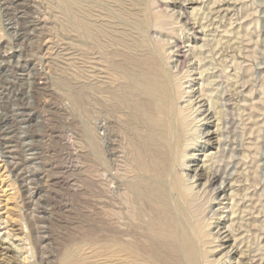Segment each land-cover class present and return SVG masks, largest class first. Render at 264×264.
Segmentation results:
<instances>
[{
	"label": "rangeland",
	"instance_id": "rangeland-1",
	"mask_svg": "<svg viewBox=\"0 0 264 264\" xmlns=\"http://www.w3.org/2000/svg\"><path fill=\"white\" fill-rule=\"evenodd\" d=\"M153 49L191 107L175 173L192 181L193 202L169 188L156 140L116 114L107 125L105 98L96 106L116 77L161 81ZM165 202H186L189 223L211 233L213 264H264V0H0V264H113L114 242L131 234L150 264H180L172 235L189 223Z\"/></svg>",
	"mask_w": 264,
	"mask_h": 264
},
{
	"label": "bare ground",
	"instance_id": "bare-ground-1",
	"mask_svg": "<svg viewBox=\"0 0 264 264\" xmlns=\"http://www.w3.org/2000/svg\"><path fill=\"white\" fill-rule=\"evenodd\" d=\"M116 1H119V0H116ZM83 2V1H82ZM82 5V4H81ZM86 6V5H85ZM83 9V8H82ZM127 9V8H126ZM86 10V9H85ZM87 11V10H86ZM119 11V10H118ZM124 11H125V9H124ZM129 11V10H128ZM167 11H169V10H167ZM82 12V11H81ZM80 12V13H81ZM90 13V12H89ZM130 13V12H129ZM82 14H83V12H82ZM86 14H88L87 12H86ZM98 14V13H97ZM91 16H92V14H91ZM97 16V15H96ZM85 17H87L86 15H85ZM80 18V17H79ZM82 18V17H81ZM80 18V19H81ZM162 20H164L165 21V19L164 18H162ZM157 21H158V19H157ZM156 21V22H157ZM82 22H84V21H82ZM88 22H89V20H88ZM87 22V23H88ZM80 23V22H79ZM155 23V22H154ZM159 23V22H158ZM83 24V23H82ZM80 25H81V23H80ZM154 25H156V24H154ZM84 26H85V24H84ZM87 26V25H86ZM226 26V25H225ZM82 27H83V25H82ZM163 27V26H162ZM86 27H84V29H85ZM88 26H87V30H88ZM187 28V27H186ZM85 29V30H86ZM89 30H90V28H89ZM94 30V29H93ZM97 30V29H96ZM95 31V30H94ZM83 32V31H82ZM85 32V31H84ZM83 32V33H84ZM87 32V31H86ZM85 32V33H86ZM98 33H99V31H98ZM95 34V33H94ZM105 34V33H104ZM103 34V35H104ZM108 33H106V35H107ZM96 35V34H95ZM100 36H101V34H100ZM105 36V35H104ZM141 36V35H140ZM98 37V36H97ZM108 37H109V35H108ZM128 37V36H127ZM133 37V36H132ZM111 38V37H110ZM120 38H122V37H120ZM232 38V37H231ZM99 39V38H98ZM230 39V38H229ZM229 39H228V41H229ZM112 41H113V39H111ZM117 40V39H116ZM125 40V39H124ZM128 40V39H127ZM210 40V39H209ZM231 40V39H230ZM108 42V41H107ZM110 42V41H109ZM114 42V41H113ZM121 42H123V41H121ZM130 42H132V41H130ZM130 42H127V46H128V43H130ZM111 43V42H110ZM112 44V43H111ZM120 44V43H119ZM140 44H142V43H140ZM144 44V43H143ZM213 44V43H212ZM106 45H108V44H106ZM120 45H122V44H120ZM137 45V44H136ZM139 45V44H138ZM137 45V46H138ZM123 46V45H122ZM134 46L135 45H133V49H134ZM211 46V45H210ZM125 48H127V47H125ZM135 49H137V48H135ZM220 49V48H219ZM124 50V49H123ZM151 50H152V48H151ZM154 50V49H153ZM217 50V49H216ZM200 51V50H199ZM219 51V50H218ZM123 52H125V51H123ZM132 52V51H131ZM134 52V51H133ZM203 52H204V49H203ZM126 53V52H125ZM217 53V52H216ZM133 54V53H132ZM151 54H153V56L155 57L154 59L152 58V60H151V58H150V62H151V64L152 65H154L155 67H156V69L158 68V74H159V72H160V70H161V72L160 73H162L163 72V74L164 75H161V77L163 78L161 81L160 80H157V81H152L153 83H149V82H147V81H138L137 79H135V80H137V81H121L120 79V81H117V77H116V81H110V83H109V85L107 86V88H103V87H100L99 86V88H98V93H99V95L98 94H96L97 96H98V98H97V96H96V98H97V100H96V106H98L97 108L98 109H102V108H100L101 106H103V105H105V104H103L102 105V99L103 98H105L106 99V101L108 102V104H107V110H106V112H107V120H106V124L107 125H109V126H113L114 125V127L113 128H115V123H116V119H114L115 118V116H114V114H116V116L118 117L117 118V120H118V122L117 123H119V120H121V119H119V117H121V118H123V117H125L126 119L125 120H128L129 119V123H131V122H133L134 123V121H135V123L136 124H138L139 125V131L140 130H142V131H144L145 132V136H146V140H149V139H154V140H156L157 141V143H158V145L161 147V150H162V155H163V157H164V159H167V161H166V163H165V161H164V163H161L160 164V167H159V171H162V172H167V176H168V184H169V188L173 191H175V192H177L178 194H177V196H179V197H181L182 195H184V197L185 196H187L189 199H190V202H193L195 199H196V196H197V194L196 193H198L196 190H194L193 189V183H192V181L190 180V178H186V182H183L181 179H179L180 177H182V176H179V178L177 177V175H176V173H175V170H177L176 169V167H177V165L178 164H180V163H182V162H180L179 163V161L181 160V158H183V157H186V153L187 152H185V150H187L186 148L189 146V144H190V134H192V133H195L194 131L191 133V118H190V113H189V111L188 110H191L190 108V105L187 103V104H184V105H181V103H179V97H180V95L183 93L184 94V91H183V89H182V83H181V81H174L173 79V74L169 71V69H168V66L167 65H165V63L161 60V58H160V56L159 55H157V51L156 50H154V51H152V53ZM178 54V53H177ZM222 54V53H221ZM135 55V54H134ZM150 57V56H149ZM209 57V56H208ZM146 63H148V62H146ZM205 63V62H204ZM112 66V65H111ZM114 66V65H113ZM150 66V65H149ZM112 68V67H111ZM115 68V67H114ZM114 68H112V70H114ZM140 68H142V67H140ZM110 69V68H109ZM109 69L107 70L108 72H109ZM128 69V68H127ZM238 69V68H237ZM99 70V69H98ZM97 70V71H98ZM101 70V69H100ZM102 70H103V68H102ZM112 70H110V71H112ZM115 70H116V68H115ZM154 70V69H153ZM153 70H152V72H153ZM107 71H104L105 73L107 72ZM150 71V70H149ZM101 73L103 72V71H100ZM117 72V71H116ZM110 74H111V72H109ZM108 73V74H109ZM143 72H141V74H142ZM144 73H146L145 71H144ZM236 73H237V71H236ZM98 74H100V73H98ZM103 74V73H102ZM155 74V73H154ZM105 75V74H104ZM144 75V74H143ZM124 76H125V74H124ZM129 76H132V75H129ZM145 76H146V74H145ZM145 76H144V78H145ZM147 76H148V74H147ZM150 76V75H149ZM156 76H158V75H156ZM159 76H160V74H159ZM158 76V77H159ZM213 76V75H212ZM106 77H108V75H106ZM115 77V76H114ZM123 77V76H122ZM134 77V76H133ZM132 77V78H133ZM154 77V76H153ZM125 78V77H124ZM127 78V77H126ZM154 79H155V77H154ZM159 79V78H158ZM175 79H177V78H175ZM108 80V79H107ZM112 80V79H111ZM127 80V79H126ZM103 82V81H102ZM105 82V81H104ZM98 87V86H97ZM185 88V87H184ZM213 89V88H212ZM97 93V92H96ZM143 94H144V96L146 95L147 96V99H145V98H140L139 96L140 95H142L143 96ZM182 96L183 95H181V97H180V100H181V98H182ZM199 97V96H198ZM149 98V99H148ZM215 98V97H214ZM104 99V100H105ZM104 107V106H103ZM190 107V108H189ZM98 111H100V110H98ZM98 111H97V113H98ZM103 111H104V109H103ZM101 112H99V114H97V115H99L98 117H101L100 114ZM103 113V112H102ZM105 113V112H104ZM192 114V113H191ZM106 115V114H105ZM209 116V115H208ZM125 120H123V121H125ZM122 121V120H121ZM128 122V121H127ZM134 123V124H135ZM120 124V123H119ZM97 125V124H96ZM194 125V124H193ZM99 126H101V127H104L102 124L101 125H99ZM121 126V125H120ZM123 126V125H122ZM128 126H129V124H128ZM136 126V125H135ZM125 126H123V127H121V128H124ZM130 127V126H129ZM193 127V126H192ZM98 128H100V127H98ZM117 128H120V127H117ZM116 128V129H117ZM121 128H120V130H121ZM127 128V127H126ZM103 129V128H102ZM130 130V129H129ZM192 130H193V128H192ZM194 130H195V128H194ZM122 131V130H121ZM128 131V130H127ZM138 131V130H137ZM141 131V132H142ZM125 132V131H124ZM144 132H142L143 133V135H144ZM107 133V132H106ZM125 133H127V132H125ZM124 133V134H125ZM130 133V132H129ZM132 133V132H131ZM135 133H136V131H135ZM141 133V134H142ZM205 133V132H204ZM207 133V132H206ZM123 134V135H124ZM109 135V134H108ZM130 135V134H129ZM132 136V135H131ZM134 136L135 135H133V138H134ZM140 136V135H139ZM136 137V136H135ZM191 137H192V135H191ZM143 138V137H142ZM195 137H193V139H194ZM121 139H123L122 138V134H121ZM135 139V138H134ZM137 139H139V138H136L135 140H137ZM144 139V138H143ZM142 139V140H143ZM152 139V140H153ZM192 139V140H193ZM112 140V139H111ZM114 140H116L115 138H114ZM133 140V139H132ZM146 140H144V141H146ZM124 141H125V137H124ZM138 141H140V140H138ZM150 141V140H149ZM194 141V140H193ZM192 141V142H193ZM196 141V140H195ZM137 143V142H136ZM139 143V142H138ZM128 144H129V142H128ZM142 144V143H141ZM195 144V143H194ZM117 145V144H116ZM143 145V144H142ZM145 145V144H144ZM153 145V144H152ZM193 145V144H192ZM108 146H109V144H108ZM131 146V145H130ZM110 147V146H109ZM134 147V146H133ZM140 146H138V147H136L135 146V148H139ZM143 147H145V146H142V149H144ZM190 147H191V145H190ZM193 147V146H192ZM112 148V147H111ZM114 149V148H113ZM142 149H140V150H142ZM148 149V148H147ZM189 149V148H188ZM136 150H138V149H136ZM151 149H149V151H150ZM117 151V150H116ZM119 151V150H118ZM121 152V151H120ZM135 152H137V151H135ZM141 152V151H140ZM142 152H143V150H142ZM151 152V151H150ZM144 153V152H143ZM158 153V152H157ZM161 153V152H160ZM121 154H122V152H121ZM126 154V153H125ZM141 154V153H140ZM146 154V153H145ZM113 155V154H112ZM144 155V154H143ZM148 155V154H147ZM154 155H156L155 153H154ZM159 155V154H158ZM161 155V156H162ZM122 156H123V154H122ZM160 156V155H159ZM209 156V155H208ZM207 156V157H208ZM118 157V156H117ZM124 157V156H123ZM138 157H140L139 156V154H138ZM147 157H149V156H147ZM133 158H135V156L133 157ZM144 158V157H143ZM162 158V157H161ZM212 158V157H211ZM115 159V158H114ZM117 159V158H116ZM146 159V158H145ZM135 160V159H134ZM149 160H150V157H149ZM154 160H156V159H154ZM148 161V160H147ZM157 161V160H156ZM118 162V161H117ZM125 162V161H124ZM152 162V161H151ZM159 163L161 162V161H158ZM137 163H139V162H137ZM140 164V163H139ZM143 164H144V162H143ZM137 165V164H136ZM135 165V166H136ZM120 166V165H119ZM133 166V165H132ZM137 166H139V165H137ZM136 166V167H137ZM146 166V169H148V170H153V169H149V165H145ZM181 166H182V164H181ZM180 166V167H181ZM184 166V165H183ZM209 166H210V163H209ZM124 168H125V166H124ZM141 168V167H140ZM142 168H143V166H142ZM141 168V169H142ZM196 168V167H195ZM136 169V171L139 169H137V168H135ZM119 170V169H118ZM123 170H125V169H123ZM145 170V169H144ZM195 170V169H194ZM143 171V170H142ZM145 172H146V170H145ZM152 172H154V171H152ZM197 172V171H196ZM125 173V172H124ZM149 173V172H148ZM147 173V174H148ZM137 174H138V172H137ZM141 174V172L139 173V175ZM142 174H144L143 172H142ZM147 174H144V175H147ZM151 174V173H150ZM154 174V173H153ZM205 174V173H204ZM209 175V174H208ZM157 176V175H156ZM155 176V177H156ZM166 176V177H167ZM185 176V175H184ZM138 178V177H137ZM146 178V177H145ZM148 178H150V177H148ZM148 178L146 179V181L148 180ZM152 178H153V176H152ZM159 178V177H158ZM199 178V177H198ZM203 178H205V177H203ZM214 177L212 176V178H211V180L213 179ZM127 179V178H126ZM165 179V178H164ZM167 179V178H166ZM122 181H124L123 179H121ZM131 180V179H130ZM130 180H129V183H130ZM138 180H139V178H138ZM140 180H141V178H140ZM139 180V181H140ZM144 180V179H143ZM150 180V179H149ZM159 180V179H158ZM162 180H163V178H162ZM162 180H159V181H162ZM214 180V179H213ZM236 180V179H235ZM119 181V180H118ZM121 181V182H122ZM126 181V180H125ZM124 181V182H125ZM133 180H131V182H132ZM142 181V180H141ZM156 181V180H155ZM159 181H157V182H159ZM164 181V180H163ZM195 181V180H194ZM117 182V181H116ZM134 182H135V179H134ZM137 182V181H136ZM157 182H156V187H155V190L157 189ZM133 183V182H132ZM142 183V182H141ZM144 183V182H143ZM146 183V182H145ZM144 183V184H145ZM135 185H136V183H134ZM150 184H153V183H150ZM163 184V183H162ZM135 185H133V189H135ZM138 185H140V184H138ZM137 185V186H138ZM142 185V184H141ZM149 185V184H148ZM154 185V186H155ZM145 188H146V185H143ZM143 186H142V189H143ZM150 186V185H149ZM153 186V185H152ZM161 186H163V188H165L164 187V185H161ZM160 186V184H159V189H161V191H159L160 193L162 192V195H160V197L158 196V194L156 195L159 199L162 197V196H164V194H163V192H165V191H163L162 190V187ZM235 186V185H234ZM124 187V186H123ZM122 187V188H123ZM131 187H129L128 189H130ZM138 188V187H137ZM140 188V187H139ZM148 188V187H147ZM153 188V191H154V187H152ZM168 188V187H167ZM149 189V188H148ZM126 190V189H125ZM130 190H132V188L130 189ZM143 190H145V189H143ZM149 190H151V188L149 189ZM134 191H136V189L134 190ZM133 191V192H134ZM137 191H139V190H137ZM168 191H169V189H168ZM133 192H132V194H133ZM150 191H148L147 193H149ZM152 192V191H151ZM126 193V192H125ZM137 193V192H136ZM135 193V194H136ZM155 194L157 193V191L156 192H154ZM165 193H168L167 191L165 192ZM126 194H128V193H126ZM139 194V193H138ZM142 194V193H141ZM151 194V193H150ZM140 195V194H139ZM138 195V196H139ZM152 195L154 196V194L152 193ZM169 195H171L170 193H169ZM141 196H144V195H141ZM147 196V195H146ZM168 196V195H167ZM166 196V197H167ZM135 197H136V195H135ZM145 197V196H144ZM149 197V196H148ZM151 197V196H150ZM155 197V196H154ZM173 197V196H172ZM172 197H170V198H172ZM178 197V198H179ZM187 197H186V200H187ZM137 198V197H136ZM143 198V197H142ZM174 198V197H173ZM177 198V197H176ZM175 198V199H176ZM146 199H151L152 200V197L151 198H146ZM155 199H157L156 197H155ZM134 200H136V199H134ZM138 200V199H137ZM136 200V201H137ZM158 200V199H157ZM171 200V199H170ZM178 200V199H177ZM197 200V199H196ZM123 201H125V200H123ZM129 201V200H128ZM132 201V200H131ZM147 201V200H146ZM156 201V200H155ZM159 201V200H158ZM168 201V200H167ZM138 202V201H137ZM148 202V201H147ZM146 202V203H147ZM161 202V201H160ZM134 203H136V202H134ZM153 203V202H152ZM168 202H165V204L163 203V205H166V207H167V205L169 204H171V203H168ZM186 202H184V204H185ZM188 203V202H187ZM243 203V202H242ZM130 204V203H129ZM137 204V203H136ZM147 204H149V203H147ZM151 204V203H150ZM156 204H158V202H156ZM160 204V203H159ZM174 204V205H173ZM184 204L183 203H181V202H177V203H172V205H170V206H172V209H173V207H176L177 206V208H178V210H179V213L182 215V219H183V217H186L185 218V220H187L188 221V223L191 221V219H189L190 218V216H189V214H188V211H186L185 209H184ZM196 204H198V202L196 203ZM201 204V203H200ZM200 204H198V206H200L201 207V205ZM134 205V204H133ZM162 205V204H161ZM168 205V206H169ZM138 206H140V203H139V205ZM144 206V205H143ZM147 206H149V205H147ZM187 206L188 207H190L189 206V204H187ZM193 206V205H192ZM128 207H129V205H128ZM136 207V206H135ZM161 207V206H160ZM160 207L159 208H156V209H160ZM185 207H186V205H185ZM136 208H138V207H136ZM142 208V207H141ZM151 208V207H150ZM153 208V207H152ZM191 208V207H190ZM190 208H188V210L190 209ZM196 210H197V208L196 207H194ZM193 208V209H194ZM130 209H132V208H130ZM139 209V208H138ZM170 210H171V208H169ZM169 209H168V216H169V214L171 213L172 214V212H174L173 210H172V212L171 211H169ZM192 209V210H193ZM126 210H127V208H126ZM125 210V211H126ZM162 210H164V209H162ZM161 210V211H162ZM195 210V211H196ZM107 211H109V210H107ZM112 211V210H111ZM110 211V212H111ZM147 211V210H146ZM157 211V210H156ZM160 211V212H161ZM165 211H166V209H165ZM198 211V210H197ZM196 211V212H197ZM200 211V210H199ZM127 212V211H126ZM132 212V211H131ZM130 212V213H131ZM175 212H176V210H175ZM195 212V213H196ZM201 212V211H200ZM199 212V213H200ZM113 213V212H112ZM117 213H118V211H117ZM136 213V212H135ZM147 214V216H148V214H150V213H146ZM152 214V213H151ZM249 214V213H248ZM117 215V214H116ZM153 215V214H152ZM157 215H158V213H157ZM177 215V214H176ZM245 215V214H244ZM119 216H121V215H119ZM151 216V215H150ZM154 217H155V215H153ZM195 216V215H194ZM197 216H199V217H202V215L200 216L199 214L197 215L196 214V216L195 217H197ZM113 217H116L115 215L113 216ZM135 217H136V215H135ZM146 217V216H145ZM160 217V216H159ZM163 217H164V215H163ZM166 217V216H165ZM169 217H173V216H169ZM168 217V218H169ZM177 217V216H176ZM194 217V218H195ZM199 217H197V219L199 218ZM116 218H119L118 216L116 217ZM156 219L155 220H157V218L158 217H155ZM162 218V217H161ZM181 218V217H180ZM193 218V219H194ZM203 218V217H202ZM128 219H129V217H128ZM149 219V223H150V221H152L151 219H154V218H148ZM173 219H174V217H173ZM173 219H172V221H173ZM196 219V218H195ZM194 219V221H195V223H196V221L197 220H195ZM199 219H201V218H199ZM204 219V218H203ZM112 220H114V219H112ZM117 220H119V219H117ZM120 220H121V218H120ZM137 220V219H136ZM163 220V219H162ZM130 223H131V221L130 220H128ZM139 221V220H138ZM142 221V220H141ZM161 221V220H160ZM168 221H171V220H168ZM167 221V222H168ZM171 221V222H172ZM175 221V220H174ZM194 221L192 222V223H194ZM113 222V221H112ZM147 222H148V220H147ZM177 222V221H176ZM183 222L185 223L186 221H184L183 220ZM197 222H200L201 223V221L200 220H198ZM203 222V221H202ZM206 222V221H205ZM124 223H126L127 225H128V223L127 222H124ZM134 223V222H133ZM133 223H132V225H133ZM143 223V222H142ZM151 223H153L154 225H155V223H154V221L153 222H151ZM166 223V222H165ZM191 223V222H190ZM186 224L185 223V225L182 227V228H178L177 226V229L174 231L175 232V234H176V236L174 235V233H173V235L171 234V232H170V234L173 236V240H174V244H173V246L170 248V249H172L173 251H171V252H175L176 251V255H177V257L180 259L179 261L181 262L180 264H213V262L208 258V252L209 251H212L213 249H209V248H211L212 246H209L210 245V243L211 242H214L213 240H211L210 239V235H209V233L210 232H206V231H204L203 230V226L201 227V229L199 230L197 227H193L192 226V224ZM194 223V225H196ZM207 224L209 223V222H206ZM205 223V224H206ZM159 225H160V223H158ZM164 224V223H163ZM198 224V223H197ZM206 224V225H207ZM147 225V224H146ZM158 225V226H159ZM168 225V224H167ZM205 225V226H206ZM119 226H121V225H119ZM119 226H117V227H119ZM123 226H125V225H123ZM129 226V225H128ZM143 226V225H142ZM140 227V226H139ZM157 227V226H156ZM154 227V230L156 231V229L158 230L159 228L157 227ZM166 227V226H165ZM173 227H174V225H173ZM207 227V226H206ZM150 228H152L153 229V227H151L150 226ZM156 228V229H155ZM161 228V227H160ZM163 228V227H162ZM169 228H170V225H169ZM113 229H115V227L113 228ZM133 229V228H132ZM132 229H131V231H132ZM168 229V228H167ZM181 229V230H180ZM115 230H117V229H115ZM119 230V229H118ZM133 230H135V229H133ZM150 231H151V229H149ZM154 230H153V232H154ZM159 230H161V229H159ZM162 230H164V228L162 229ZM173 230H174V228H173ZM123 231H124V229H123ZM165 231V230H164ZM170 231H172V229L170 228ZM126 232V231H125ZM128 233L130 232L129 230L127 231ZM135 232V231H134ZM139 232V231H138ZM152 232V233H153ZM121 233H123V232H121ZM137 233V232H136ZM140 233V232H139ZM149 233V232H148ZM152 233H150L151 235H152ZM155 234H156V232H154ZM153 233V234H154ZM159 233V232H158ZM141 234V233H140ZM144 234V233H143ZM149 234V235H150ZM161 232H160V235L159 234H156L157 235V237L158 236H161ZM168 234H169V232H168ZM211 234V233H210ZM238 234V233H237ZM110 235V234H109ZM108 235V236H109ZM124 235V234H123ZM126 236L128 235V234H125ZM148 235V234H147ZM163 235V234H162ZM100 236V235H99ZM102 236V235H101ZM120 236V235H119ZM143 236V235H142ZM154 236V235H153ZM167 236H169V235H167ZM125 237V236H124ZM124 237H123V239H124ZM130 237V236H129ZM141 237V236H140ZM149 237V236H148ZM166 237V236H165ZM218 237V236H217ZM216 237V238H217ZM128 238V237H127ZM155 238V237H154ZM154 238H152V240H155ZM138 239H140L138 236H137V234H131V238H128V239H124L123 241H119V242H116L115 241V239H112V240H114L115 242L114 243H116L115 245H114V248L112 249V253H111V257H112V259H113V264H119L118 262H117V260H118V258H122V257H124V260L126 261V263H124V264H150L149 262L150 261H148V260H146V257L144 256V252H145V248L146 247H144L143 245H145V244H142V243H140L139 244V240ZM157 239V238H156ZM161 240H162V238H160ZM159 238L157 239V240H160ZM163 239L164 240H166L165 238H164V236H163ZM171 239H172V237H171ZM223 239V238H222ZM107 240V239H106ZM106 240H105V242H106ZM111 240V239H110ZM160 240V241H161ZM173 240H168V241H173ZM167 241V240H166ZM167 241V242H168ZM151 242V241H150ZM100 243H102V242H100ZM113 243V244H114ZM154 243V242H153ZM165 243V242H164ZM171 243H173V242H171ZM97 244V243H96ZM104 244V243H103ZM214 244V243H213ZM110 245V244H109ZM112 245V244H111ZM151 245V244H150ZM155 245H160V244H156L155 243ZM103 246V245H102ZM104 246H105V244H104ZM215 246V245H214ZM147 247L149 248L150 246H148L147 245ZM153 247V246H152ZM159 247H161V246H159ZM168 247V246H167ZM217 247V246H216ZM147 248V249H148ZM153 248H156L155 246L153 247ZM152 248V250H154ZM162 248V253H164L165 252V246H164V249H163V246L161 247ZM169 248V247H168ZM159 248H157V250H158ZM167 249V248H166ZM111 250V249H110ZM156 250V249H155ZM160 250V249H159ZM158 250V251H159ZM218 251V250H217ZM148 252H149V250H148ZM154 252H156V251H154ZM167 252V251H166ZM150 253V252H149ZM159 252H157L156 254H158ZM215 253V252H214ZM153 254V251H152V253H151V255ZM156 254L154 253V255L156 256ZM165 254V253H164ZM168 254V253H167ZM171 254H173V253H171ZM161 255V254H160ZM169 255V254H168ZM167 255V256H168ZM165 256V255H164ZM171 256V258H172V255H170ZM174 256V255H173ZM159 257V256H158ZM166 257V256H165ZM176 257V256H175ZM260 257V256H259ZM263 257V256H262ZM169 258V257H168ZM167 258V259H168ZM215 258V257H214ZM153 259H155V257H153ZM161 259V258H160ZM173 259V258H172ZM212 259V258H211ZM156 260V259H155ZM166 260V259H165ZM176 260H178V259H176ZM158 261V260H157ZM171 261V260H170ZM175 261V260H174ZM87 262V261H86ZM152 262V264H153V261H151ZM167 262H168V260H167ZM172 262V261H171ZM170 262V263H171ZM72 263H74V262H72ZM176 263H178V262H176ZM215 263H216V261H215ZM63 264V263H62ZM108 264V263H107ZM158 264H159V262H158ZM162 264V263H161ZM167 264V263H166Z\"/></svg>",
	"mask_w": 264,
	"mask_h": 264
}]
</instances>
